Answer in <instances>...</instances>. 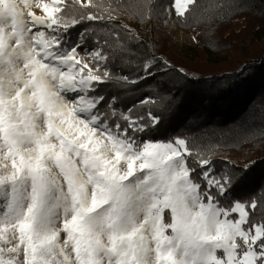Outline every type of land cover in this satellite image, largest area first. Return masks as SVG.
I'll return each mask as SVG.
<instances>
[{"label":"snow or ice","instance_id":"6c2138e0","mask_svg":"<svg viewBox=\"0 0 264 264\" xmlns=\"http://www.w3.org/2000/svg\"><path fill=\"white\" fill-rule=\"evenodd\" d=\"M199 6L172 0L161 15L185 23ZM157 7L0 0V264H264V200L233 195L250 165L142 139L161 123L156 101L121 107L106 92L171 67L138 53L117 10L143 23Z\"/></svg>","mask_w":264,"mask_h":264},{"label":"trees","instance_id":"16d2710c","mask_svg":"<svg viewBox=\"0 0 264 264\" xmlns=\"http://www.w3.org/2000/svg\"><path fill=\"white\" fill-rule=\"evenodd\" d=\"M156 4L152 18L143 23L125 9L117 10L120 20L134 25L144 42L141 47L130 41L138 53L154 55L161 67L163 61L171 67L157 69L154 77L126 91L109 85L106 92H116L121 107L151 97L156 101L151 111L161 116V123L142 139L186 138L194 149L212 155L217 169L228 162L236 169L248 164V178L233 195L264 200V0H199L200 6L185 23L174 10L170 18L161 15L172 0ZM218 4L223 7L217 8ZM171 18L194 35L198 45L193 54L182 55L176 48L168 29ZM123 74L136 75L129 68ZM148 110V106L136 109L144 115ZM258 218L259 213L254 219Z\"/></svg>","mask_w":264,"mask_h":264},{"label":"rangeland","instance_id":"374dc122","mask_svg":"<svg viewBox=\"0 0 264 264\" xmlns=\"http://www.w3.org/2000/svg\"><path fill=\"white\" fill-rule=\"evenodd\" d=\"M33 10L39 14L38 9H33ZM130 27H132L134 30L136 29L134 25ZM168 29H169V32L171 33V38L175 42L176 48L180 51V53L182 55L193 54L194 49L197 48V45H198L197 40L193 39L194 35L182 31L173 18H171L168 21ZM148 30H150V28H148ZM148 42H149V39H148Z\"/></svg>","mask_w":264,"mask_h":264}]
</instances>
